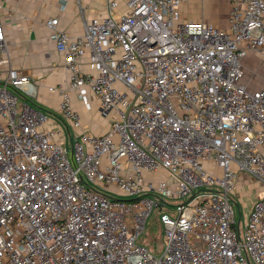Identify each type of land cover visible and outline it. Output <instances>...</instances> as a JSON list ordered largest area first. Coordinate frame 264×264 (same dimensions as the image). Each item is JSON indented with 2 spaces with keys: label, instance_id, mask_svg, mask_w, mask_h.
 <instances>
[{
  "label": "built area",
  "instance_id": "1",
  "mask_svg": "<svg viewBox=\"0 0 264 264\" xmlns=\"http://www.w3.org/2000/svg\"><path fill=\"white\" fill-rule=\"evenodd\" d=\"M74 1L80 35L61 31L60 16L45 22L68 73L55 87L75 132L68 147L28 102L32 79L0 71V264H264V83L242 80L250 55L264 70V0H229L226 29L183 19L188 0H126L120 14L106 0L90 18ZM73 93L86 111L93 97L111 115L106 132L82 129ZM239 174L263 188L241 229ZM153 211L158 254L139 242Z\"/></svg>",
  "mask_w": 264,
  "mask_h": 264
},
{
  "label": "crops",
  "instance_id": "2",
  "mask_svg": "<svg viewBox=\"0 0 264 264\" xmlns=\"http://www.w3.org/2000/svg\"><path fill=\"white\" fill-rule=\"evenodd\" d=\"M81 1L86 6V18L105 14L106 0ZM115 1L118 3V7L122 6L121 9L118 10L120 14L125 10V1L124 4L119 2V0ZM196 6L195 0H188L180 8L181 17L187 19L184 18V12H186L188 8H196ZM58 7L59 0L3 1L6 49L9 55V65L0 68V71L3 70V72L8 67L17 69L32 79L37 87V97L36 100L30 99L31 101L28 102H32L34 106L45 110L50 119L49 125H55V127H61L60 122L53 117V113L59 115V96L55 91V87L66 80L68 73L62 65L61 57L55 52L51 32L48 27L45 26V22L50 18L60 16L59 29L73 37L81 34L83 21L76 9L74 0L68 1L67 8L64 12H60ZM189 20L206 21L205 19H198L197 16ZM211 24L215 25L214 23ZM249 57L244 60H250ZM71 96V104L74 110L79 114L82 129L94 134H101L109 129L111 115L105 117L100 115L96 110L97 103L93 97V109L91 111H86L79 102L76 93H73ZM18 99L20 102L25 101L20 96ZM61 129L63 135L60 141L68 144L70 137H73L75 132L73 130L70 131V129L67 130L66 127L64 128V125ZM249 179L248 176L239 174L236 180L237 185H235L236 190L239 192L242 190L243 184L254 182ZM254 184L259 185V187L255 190V195L249 197L250 202L248 203V211L251 209L254 200L263 195L262 186L256 182H254Z\"/></svg>",
  "mask_w": 264,
  "mask_h": 264
},
{
  "label": "rangeland",
  "instance_id": "3",
  "mask_svg": "<svg viewBox=\"0 0 264 264\" xmlns=\"http://www.w3.org/2000/svg\"><path fill=\"white\" fill-rule=\"evenodd\" d=\"M126 0H119V2L124 4ZM196 8L190 7L184 12V18L192 19L194 16H197L198 19H205L211 23H214L220 28L226 29L227 27V17L229 4L228 0H195ZM122 5V4H121ZM120 5V6H121ZM122 7V6H121ZM119 7V10L121 9ZM123 12V11H122ZM250 60H244L243 67V78L244 82H249V86L252 89L259 88L264 83V70L262 67L261 57L259 55H252L249 57ZM30 99L36 100L35 97L29 96ZM28 100L30 101V99ZM52 113V112H51ZM53 117H55L59 122L60 126H63L61 118L59 115L53 113ZM50 116V115H49ZM49 118V117H48ZM50 121V119H49ZM57 124V122H56ZM52 128H58L59 126H51ZM65 128V126H64ZM73 129L70 127V131ZM74 131V130H73ZM68 147V144H66ZM206 168L214 174H219V169L213 166L210 163H207ZM252 181L251 179H249ZM253 183V184H252ZM257 183V182H256ZM260 184V183H258ZM237 185V184H236ZM259 187V185L254 184V182L245 183L242 185V190L239 192L236 190L231 193V199L233 202V206L235 208L236 221L238 220V208L241 212L242 220L240 222V229L242 228L243 223V215L248 212V203L250 202V196L255 195V190ZM94 188L104 194L112 195L108 190H105L99 185H95ZM126 199L125 197H121ZM161 240H162V228L159 225L158 217L156 211H153L147 221V226L145 232L141 235L139 242L146 246L150 251H153L155 254L160 253L161 250Z\"/></svg>",
  "mask_w": 264,
  "mask_h": 264
},
{
  "label": "water",
  "instance_id": "4",
  "mask_svg": "<svg viewBox=\"0 0 264 264\" xmlns=\"http://www.w3.org/2000/svg\"><path fill=\"white\" fill-rule=\"evenodd\" d=\"M18 94H19V93H18ZM19 96H20L21 98L25 99V97H24L23 95L19 94Z\"/></svg>",
  "mask_w": 264,
  "mask_h": 264
}]
</instances>
